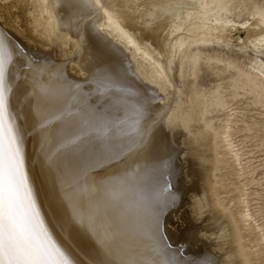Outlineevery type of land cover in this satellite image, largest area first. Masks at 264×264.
I'll return each instance as SVG.
<instances>
[{"label":"bare ground","instance_id":"1","mask_svg":"<svg viewBox=\"0 0 264 264\" xmlns=\"http://www.w3.org/2000/svg\"><path fill=\"white\" fill-rule=\"evenodd\" d=\"M9 1H0V33L13 57L9 106L52 239L78 264L102 259L97 246L113 264H159L154 234L185 257L251 264L212 175L224 155L246 177L248 153L232 138L256 132L258 123L238 119L218 90L209 101L191 91L184 105L177 73L194 78L201 61L223 63L232 71V98L250 95L264 109L263 62L238 64L203 49L232 44L264 55V0H78L71 9L65 0H16L24 8L32 2V13L44 19L48 41L40 44L18 25ZM101 72L110 79L94 80ZM211 109L226 110L217 128L202 120ZM82 128L86 150L62 147ZM246 191L237 196L240 219L261 230ZM211 209L224 212L232 240Z\"/></svg>","mask_w":264,"mask_h":264},{"label":"rangeland","instance_id":"2","mask_svg":"<svg viewBox=\"0 0 264 264\" xmlns=\"http://www.w3.org/2000/svg\"><path fill=\"white\" fill-rule=\"evenodd\" d=\"M0 1L4 3L8 0ZM12 1L13 4L12 6L10 5L9 8L12 10V12L15 11L14 13L16 14V20L19 23L18 25H20L21 28H24V30L22 29L24 33L27 32L25 34L28 35V38L30 37L29 40L35 43L38 42L39 44L46 43L48 41L46 35L48 34L44 32V19L40 18V16L35 17V14L32 13V7L30 6L32 2L27 1L26 8H24L20 4L15 6L14 4L17 2L16 0H10L9 2ZM44 17L46 16L44 15ZM243 17H247V14H243ZM203 49L205 52H209L211 50L215 52L220 51L221 55L224 54L225 57L235 59L238 61V64H250V60L261 61L264 63L263 54L259 55L255 51H250L249 49L238 50L232 44H229L228 46H208L204 47ZM231 72V69L225 68L223 63H214L208 65L206 62L201 61L197 66V71L195 74L196 76L194 78L189 76L185 79L177 73V81H179L177 86L179 89L177 88V90L182 93L181 97L184 99V105L189 104L186 100L191 91L198 92L201 96H204V98L209 101V99L214 98L213 92L218 90L222 94L221 96L229 101L231 108L237 112L238 119H244L246 122H248V124H255V122L258 123V130L256 132L252 131L249 134L240 133L236 134V137L234 136L232 138L234 141L236 140L235 142L239 145V147H242L243 150L248 153L245 155V157L249 161L248 165H250V167H248L246 171L250 170L248 173L251 174L249 175L247 173L246 177L243 178L238 177L236 174L237 166L233 165L227 156L222 155V149L218 145L216 151H220L218 156H222L218 157L219 159L221 158V161L218 163L216 171L213 172L214 174L212 176L215 177L212 178H214L213 180L216 181L214 185L216 199H218L217 201L220 202V206L229 209L228 212L231 213L232 218H234L240 240L243 239L240 243L243 247V251L245 249L244 253L247 259H249L251 264H264V240L261 237L264 234V109L254 105L250 95H243L240 92L238 96L232 98V92H234V90L228 86L227 80V76ZM166 84L169 85V83ZM225 111L226 110L222 109H211L210 112L208 111L203 115L202 120L204 123H211L213 127L215 126L214 128H217L221 125L225 117ZM208 120L211 121L208 122ZM195 130L196 127L192 126L191 124L190 131L193 132ZM191 135L193 136V134ZM242 182L247 183V187L246 185L243 187L244 183ZM200 183H202V185L204 184L203 179L198 183V185ZM243 188H247L250 194L253 192L248 197L249 204L247 208H250V212L255 217V220L258 221L256 224L261 225V230L257 229L254 223H250L249 226H246L240 219V213L238 212L242 211V207L240 203L238 204L239 201L237 199L240 195L239 192ZM256 191L257 193H255ZM188 206L189 204L185 203V205L182 207V212H186ZM211 210V213H213L216 218L219 219V223L224 226V230L229 236L228 238L232 240L233 235L231 224L229 220L223 215L224 212H218L216 209Z\"/></svg>","mask_w":264,"mask_h":264},{"label":"snow or ice","instance_id":"3","mask_svg":"<svg viewBox=\"0 0 264 264\" xmlns=\"http://www.w3.org/2000/svg\"><path fill=\"white\" fill-rule=\"evenodd\" d=\"M65 2L71 9L78 0ZM12 58L3 33H0V264H78L70 250L60 247L52 239L33 198L26 170L24 137L9 106L11 88L6 83V71ZM96 79L108 80L110 77L101 72L99 77L94 76ZM143 109L144 105H137L138 114ZM86 137L87 131L82 128L62 147L80 148L85 145ZM164 191H170L167 183ZM154 223L158 233L159 221ZM153 240L160 256L159 264H211L207 257H185L184 249L173 250L155 234ZM97 254L102 259L93 264H113L99 246Z\"/></svg>","mask_w":264,"mask_h":264}]
</instances>
